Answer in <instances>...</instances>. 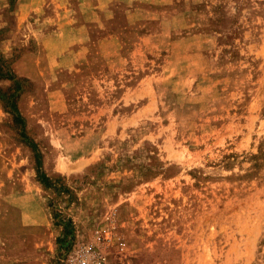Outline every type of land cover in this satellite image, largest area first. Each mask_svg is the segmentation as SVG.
<instances>
[{
	"label": "rangeland",
	"instance_id": "374dc122",
	"mask_svg": "<svg viewBox=\"0 0 264 264\" xmlns=\"http://www.w3.org/2000/svg\"><path fill=\"white\" fill-rule=\"evenodd\" d=\"M150 10L122 48L42 82L13 71L32 43L10 50L0 23V189L42 219L19 231L0 206L5 264H58V236L109 210L107 264H264V0Z\"/></svg>",
	"mask_w": 264,
	"mask_h": 264
},
{
	"label": "crops",
	"instance_id": "0c3cea01",
	"mask_svg": "<svg viewBox=\"0 0 264 264\" xmlns=\"http://www.w3.org/2000/svg\"><path fill=\"white\" fill-rule=\"evenodd\" d=\"M169 2L171 0H0V23L5 24L7 19L11 21L9 33L12 35L4 43L10 50L17 43L21 45L30 40L32 43L29 51L11 61V67L17 75L33 81H46L49 74L83 65L91 51L105 53L111 45L122 48L127 29H141L153 19L151 5L162 6ZM162 23L160 20V28ZM140 34L138 38L143 39L151 37L152 33L145 28ZM11 38L15 40L11 41ZM3 113L0 105V121ZM3 146L0 133L2 151ZM4 196L1 188L0 206L5 212L10 208L17 211L21 220L19 231L26 225L42 223L37 211L27 213L18 204L9 203ZM8 235L0 229L4 245L16 242ZM5 262L1 252L0 264Z\"/></svg>",
	"mask_w": 264,
	"mask_h": 264
},
{
	"label": "built area",
	"instance_id": "2783aa9c",
	"mask_svg": "<svg viewBox=\"0 0 264 264\" xmlns=\"http://www.w3.org/2000/svg\"><path fill=\"white\" fill-rule=\"evenodd\" d=\"M102 220L105 228L93 230L88 237H83L77 231H71L64 237L59 235L58 264H107V249L116 227L115 211L105 212Z\"/></svg>",
	"mask_w": 264,
	"mask_h": 264
},
{
	"label": "trees",
	"instance_id": "16d2710c",
	"mask_svg": "<svg viewBox=\"0 0 264 264\" xmlns=\"http://www.w3.org/2000/svg\"><path fill=\"white\" fill-rule=\"evenodd\" d=\"M13 108H14V111H16V107H15L14 104H13ZM15 118H19V116L16 114ZM35 157H36V168H35V173H36V176H37V180H38L41 184L45 185V180H47V178H46V175L41 171V168H40V165H39V160H38V158H37V153L35 154ZM70 232H71V231H68V232H62L60 235H63V237H64L66 234H68V233H70ZM60 240H61V237L58 236V241H60Z\"/></svg>",
	"mask_w": 264,
	"mask_h": 264
}]
</instances>
